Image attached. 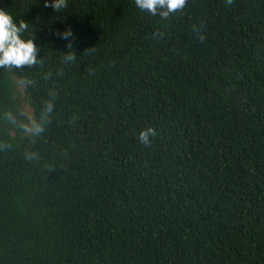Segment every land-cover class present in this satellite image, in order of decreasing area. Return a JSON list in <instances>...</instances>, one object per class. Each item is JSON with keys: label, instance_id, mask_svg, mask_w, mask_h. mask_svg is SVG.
<instances>
[{"label": "trees", "instance_id": "obj_1", "mask_svg": "<svg viewBox=\"0 0 264 264\" xmlns=\"http://www.w3.org/2000/svg\"><path fill=\"white\" fill-rule=\"evenodd\" d=\"M44 3L0 0L44 60L0 68V264H264V0Z\"/></svg>", "mask_w": 264, "mask_h": 264}, {"label": "clouds", "instance_id": "obj_2", "mask_svg": "<svg viewBox=\"0 0 264 264\" xmlns=\"http://www.w3.org/2000/svg\"><path fill=\"white\" fill-rule=\"evenodd\" d=\"M228 5H232L233 0H226ZM136 7L143 11H147L153 16L159 15L163 19H168L171 15L183 11L187 6V0H135ZM44 7H51L56 13H64L68 8V0H52L51 3L45 0ZM29 24L20 20L19 23L14 21L13 17L5 10L0 9V68L11 71L12 69H22L24 67H34L36 65L44 63L43 58L38 59L40 48L34 43L35 37L31 39H23V33L28 30ZM193 31H197L193 26ZM63 39H69L73 33L69 28L63 33H57ZM156 36H163V33H154ZM201 42L205 39L203 35L199 36ZM69 49L71 44L68 45ZM86 50V52L94 50ZM76 60L75 52L68 51L63 55V61L65 63L74 62ZM30 83V82H25ZM55 98V94H51ZM53 111V103L46 101L44 105V111L41 116V121L37 122L35 119L29 118L28 123L18 121L17 117L11 112L5 113V119L10 123L17 125L26 134L32 136H39L44 131V123L48 122L49 114ZM20 115H24L21 113ZM76 117H73L75 120ZM157 135L154 128H147L142 130L139 134V142L145 147L151 145L150 137ZM10 144H0V148H10ZM25 159L29 162L38 160L37 153H26Z\"/></svg>", "mask_w": 264, "mask_h": 264}]
</instances>
